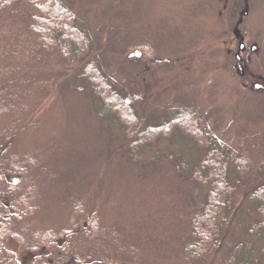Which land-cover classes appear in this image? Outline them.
Here are the masks:
<instances>
[{
	"label": "rangeland",
	"instance_id": "1",
	"mask_svg": "<svg viewBox=\"0 0 264 264\" xmlns=\"http://www.w3.org/2000/svg\"><path fill=\"white\" fill-rule=\"evenodd\" d=\"M61 1L89 30L105 74L143 118L142 127L162 122L163 117L193 104L208 130L229 151L235 201L223 221L219 245L203 264H224L232 251L237 252V259L246 254L262 260L264 234H249L247 224L259 218L251 195L264 186V93L250 85L245 64L237 62L236 39L240 38L232 30L236 20L243 18L246 26L243 23L240 28L248 31L251 42L261 43L264 7L252 4L249 8L237 0ZM18 7L26 13L22 4ZM245 9L250 12L247 17ZM8 14L0 16V28L14 26L18 20L17 9ZM146 33L156 37L159 52L156 55L147 48L141 56L130 57L137 49L129 47L138 45V35ZM153 56L171 63L158 65ZM260 59L256 56L253 63ZM28 67L13 76L31 85L30 94L27 91L23 98L26 111L20 118L19 135L6 157L10 164L13 153L30 154L34 164H25L27 177L21 189H34L31 202L36 208H26L25 218L13 224L19 237L6 238L1 263L35 264L38 256L44 264L65 261L61 250L44 246L36 252L25 246L33 247L38 233L67 227L83 202L88 213L96 210L100 214L99 238L119 254L132 257L130 264H186L177 231L174 234L170 225L186 220L180 209L187 199L186 188L179 198L166 184L168 180H157L154 188L125 166L122 151L130 142L125 128L100 116L101 101L77 89L80 65L64 63L59 52L41 51L37 63ZM258 67L261 70V63ZM2 90L13 92L9 87ZM29 101L30 108L26 107ZM6 117L0 120V135L17 124L20 116ZM194 147L173 136L145 149L151 160L161 158L168 167L165 153L174 151L192 160L203 155ZM242 155L252 158L253 167L240 187L234 161ZM6 179L19 184L22 176L8 173ZM0 200L9 206L10 198L0 195ZM150 216L147 231L141 229L139 217ZM65 240L61 236L58 243L63 245ZM85 241L76 240L78 248Z\"/></svg>",
	"mask_w": 264,
	"mask_h": 264
},
{
	"label": "trees",
	"instance_id": "2",
	"mask_svg": "<svg viewBox=\"0 0 264 264\" xmlns=\"http://www.w3.org/2000/svg\"><path fill=\"white\" fill-rule=\"evenodd\" d=\"M21 4L27 10L26 13L19 11L18 5ZM14 8L19 13L15 25L0 28V120L6 115L20 116L17 124L8 128L5 135H0V149H4L0 156V195L10 198L9 206L0 200V208L3 207L7 211L0 209V260H4L3 247L6 238L19 237L13 232V224L16 220L25 218L26 208H36L31 202L34 189H21V185L26 182H23V179L27 177L25 164H34L30 154L13 153L14 161L10 164L6 154L11 151L13 140L19 135L20 118L25 114L24 110L26 111L23 108V98L27 91L30 94L31 85L30 82L13 76L29 69V64L37 63L38 54L43 51L59 52L64 63L81 66L78 74L81 85L77 89L88 92L93 98L101 101L100 116L107 118L111 123H120L125 128L130 142L124 147L122 155L127 163L125 166L133 174L135 172L139 178L152 182L154 188L157 187V180H168L166 184L171 191L174 189L179 198L182 188H186L187 199L179 200L183 201L180 209H183L186 220L184 223L176 220L170 225L175 229L174 234L177 231L184 262L203 264L219 245L223 221L228 216L237 192L229 177L230 156L226 146L208 130L206 121L197 114L193 104H187L183 110L170 117H163L162 122L149 123L142 127L143 118L105 74L96 56L95 42L89 30L79 24L78 18L61 0H0V16L13 12ZM24 16L27 17L21 20ZM138 37L141 38L136 41L139 44L130 46V50L144 51L148 48L157 55L158 40L152 33ZM153 58L158 65L171 63L168 59ZM6 87L11 88L13 92L4 93L2 89ZM36 99L37 96L34 98L35 102ZM26 107H31L30 101ZM173 136L188 141L192 147L194 145V148L203 151V155L185 160L176 152L168 151L165 153L168 167L160 161L161 158L151 160L147 156L145 148L153 147L162 138L170 139ZM234 163L237 171L236 183L243 187L253 167L252 158L242 155L237 157ZM261 167L264 169V162ZM8 173L21 175L22 180L19 184L11 182L6 179ZM202 192L205 194L203 198ZM199 199L201 201H198ZM251 199L257 204L259 218L248 222L249 234H264V186L253 193ZM74 214L67 227L59 232L38 233L33 247L25 246V249L40 252L44 246H49L61 250L65 261L57 264H130L132 257L126 253L119 254L99 238L98 211L88 213L82 202L75 208ZM150 219L151 216L145 219L139 217L140 228L147 231ZM61 236L66 237L63 245L58 243ZM80 238L86 241L85 246L78 248L76 240ZM248 258L245 254L244 258L237 259V252L232 251L223 263L254 264V259L256 264H264V255L262 260L257 257ZM36 259L35 264H44L41 257Z\"/></svg>",
	"mask_w": 264,
	"mask_h": 264
},
{
	"label": "flooded vegetation",
	"instance_id": "3",
	"mask_svg": "<svg viewBox=\"0 0 264 264\" xmlns=\"http://www.w3.org/2000/svg\"><path fill=\"white\" fill-rule=\"evenodd\" d=\"M237 1L240 2L239 3L240 5H244L249 8L251 7L252 4L264 7V0H237ZM249 13L250 12L246 10L245 17H247ZM243 23L245 25V20L243 18L237 19L235 23L236 26L232 30L233 34L236 37L240 38V41L239 39H236L238 50L237 53L235 54V57L237 58L238 63L245 64V70L251 77L250 85L253 88L256 87L257 90H260L264 93V37L258 36L262 38L261 43L256 40L251 42L248 35V31L245 30L244 28H240V26ZM256 56H259L261 59L253 63ZM260 63H261V70L258 67ZM238 69L241 70L243 68L242 66H239ZM244 84L245 86H248V82H244Z\"/></svg>",
	"mask_w": 264,
	"mask_h": 264
},
{
	"label": "water",
	"instance_id": "4",
	"mask_svg": "<svg viewBox=\"0 0 264 264\" xmlns=\"http://www.w3.org/2000/svg\"><path fill=\"white\" fill-rule=\"evenodd\" d=\"M142 55V52H140V51H136L135 53H133V54H131L130 55V57H134V56H141ZM18 180H16V182H17Z\"/></svg>",
	"mask_w": 264,
	"mask_h": 264
},
{
	"label": "bare ground",
	"instance_id": "5",
	"mask_svg": "<svg viewBox=\"0 0 264 264\" xmlns=\"http://www.w3.org/2000/svg\"><path fill=\"white\" fill-rule=\"evenodd\" d=\"M138 51H139V50H138ZM140 52H142V51H140ZM134 53H135V52H134ZM131 54H133V53H131ZM131 54H130V55H131ZM142 54H143V53H142Z\"/></svg>",
	"mask_w": 264,
	"mask_h": 264
}]
</instances>
